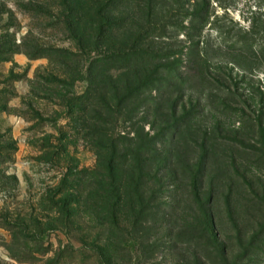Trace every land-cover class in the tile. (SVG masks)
<instances>
[{
	"label": "rangeland",
	"instance_id": "1",
	"mask_svg": "<svg viewBox=\"0 0 264 264\" xmlns=\"http://www.w3.org/2000/svg\"><path fill=\"white\" fill-rule=\"evenodd\" d=\"M66 1L74 9L72 15L80 18L81 14L75 6L76 0ZM62 2L0 0V58H6L0 60V108L6 107L0 111V264H46L53 257V251L59 247L68 243L74 247L81 245V235L74 231L76 225L68 223L65 215L60 214L65 210L64 195L58 192L63 188L66 177L93 169L97 157L90 145L77 134V111L62 104L55 96L68 90L79 95L85 90L86 83L79 78L75 80L78 75L74 71V80L69 79L66 67L61 65L58 57H51L52 60L44 56L30 59L26 55V50L42 46L72 53V61L67 66L73 70L88 65L94 53L86 52L83 55L80 50H88L94 42L90 39L80 40V31L83 29L77 19H74L72 25H66L63 17L66 11L61 6ZM135 2L125 0L116 4L114 9H109V14L121 22L132 17L135 20L141 19ZM200 4L202 12L208 15V21L200 27L199 36L205 43L203 47L210 62L214 65H227L230 69L239 61L250 68L243 70L235 66L234 81L229 87L243 93L249 105V108L244 106L246 114L250 115L258 107V100H261L260 111H263L264 0H206V4ZM195 6L194 0H160L154 17H171L189 27V14H192ZM253 26L257 27L255 34L247 37L245 44L249 45L253 41L259 53L247 52L241 45L234 44V40L248 36L247 32ZM126 28L121 27L113 41L118 43ZM221 32L229 35L234 47H228L226 43L229 41L224 42ZM86 34L91 32L86 30ZM165 34L170 39L165 37L163 46L168 51L177 52L175 60L170 58V61H176L179 70L188 67V35L193 34L192 31L187 28L175 31L169 29ZM117 43H105L102 46H116ZM11 71L14 72L13 77H9ZM51 77L59 81L48 84ZM188 84L189 80L183 87L182 96L185 95V104L191 102L190 109L196 117L189 130L188 142L174 144V153L183 161L191 163L201 152L200 145L210 148L207 166L211 172L206 182L215 187L211 210L215 215L216 232L229 250L228 260L235 259L241 240L261 250L239 261V264H264V240L259 235H253L259 229V221L264 219V153L244 149L239 144H193L192 134L199 127L206 130L213 128V116L207 107L210 101L208 95L218 92L200 86L187 90ZM177 90L173 96L180 95ZM218 94L224 97L222 93ZM231 104L233 108L237 107L236 103ZM234 114L226 117L227 122L223 127L236 129L243 136L245 133L251 135L252 125L246 124L244 113ZM260 116L264 120V111ZM252 145L260 147V144ZM179 181L174 187L170 185L166 193L170 195L169 200L173 198L167 210H172V204L175 213L165 221L162 229L154 232L156 244H153L154 241L149 242L152 255L138 256L134 252L130 259L128 257L119 264H193L192 250L170 237L184 226V219L192 222L196 214L193 197L188 195L186 189H182L187 186L188 179L180 175ZM231 183L233 189L228 207L225 198L230 191L229 187L232 188ZM73 188L80 190L76 184ZM259 201L263 204L256 209ZM168 221H171L170 225ZM8 222L12 225H8ZM21 222H24L26 230L22 229ZM185 248L189 250L188 253ZM201 254L204 264H221L217 257L210 256L208 260ZM21 256L27 260L18 262Z\"/></svg>",
	"mask_w": 264,
	"mask_h": 264
},
{
	"label": "trees",
	"instance_id": "2",
	"mask_svg": "<svg viewBox=\"0 0 264 264\" xmlns=\"http://www.w3.org/2000/svg\"><path fill=\"white\" fill-rule=\"evenodd\" d=\"M62 1L66 25H72L77 19L83 29L80 40L94 42L88 50H80L83 55L94 53L88 65L73 70L67 66L72 61V53L42 46L26 50V55L30 59L44 56L52 60L51 57H58L61 65L66 67L69 79L74 80V71L78 75L75 80L79 78L86 83L85 90L79 95L68 90L57 93L55 97L77 111V134L94 150L97 162L93 169L66 177L63 188L58 192L64 195L65 210L60 214L65 215L68 223L76 225L74 231L81 235V245L74 247L68 243L51 250L54 255L46 264H85L90 261L119 264L128 257L130 259L134 252L138 256L149 257L153 253L149 242L156 244L154 232L162 229L165 221L175 213L172 204V210H167L173 198L169 200L170 195L166 193L170 185L174 187L180 183V175L189 181L182 189L193 197L196 214L192 222L184 219V226L170 237L192 250L193 264H204L201 253L208 260L210 256L217 257L221 264H239V261L259 252L261 249L256 245L239 240V252L235 259L228 260L229 250L216 232L215 215L211 210L215 187L206 182L211 172L207 166L210 148L200 145L201 152L191 163L174 153V144L188 142L189 130L196 117L190 109L191 102L185 104V95L182 96L188 80L187 90L200 86L224 96L218 93L208 95L210 101L207 107L213 116V128L206 130L199 127L192 134L193 144H239L244 149L264 153L261 100L248 115L244 106L249 108V105L243 93L229 87L234 81L235 66L243 70L250 68L239 61L230 69L227 65H214L203 47L205 43L199 36L200 27L208 21V15L202 12L200 3L206 4V0H194L196 6L189 14V27L171 17L155 18L160 0H136L135 6L141 19L132 17L123 19V22L115 20L109 13L116 4L125 0H76L80 18L72 15L74 9L68 6L66 0ZM125 26L122 39L118 43L113 41L121 27ZM179 28H187L193 33L188 35L190 41L186 54L190 65L180 70L176 61H170V58L175 60L177 52L168 51L162 43L165 37L170 39L165 34L167 30ZM256 28L253 26L247 32L248 36L234 40V44L241 45L247 52L259 53L253 41L245 44L246 38L252 37ZM86 30L91 34H86ZM221 34L225 43L229 41L226 43L228 47H234L229 35L225 32ZM105 43L117 45L103 48ZM13 75L11 71L9 77ZM58 81L51 77L48 84ZM176 89L180 95L173 96ZM231 103H236L237 107L233 108ZM5 109L0 108V111ZM231 113H244L246 124L252 125L251 135L245 133V137L236 129L223 127ZM252 144H260V147ZM75 184L79 191L73 188ZM231 186L225 198L228 207L232 183ZM262 204L257 202L256 209ZM8 225L12 224L8 222ZM258 225V231L253 235H259L264 240V219ZM21 227L26 230L24 222H21ZM34 234L40 235L37 232ZM185 251L189 250L185 248ZM26 260L23 256L18 258V262Z\"/></svg>",
	"mask_w": 264,
	"mask_h": 264
}]
</instances>
